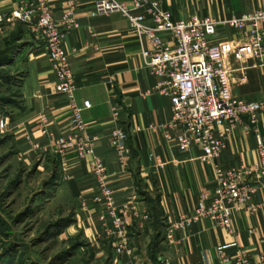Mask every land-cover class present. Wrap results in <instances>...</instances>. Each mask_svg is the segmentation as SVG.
Here are the masks:
<instances>
[{
  "label": "crops",
  "instance_id": "crops-1",
  "mask_svg": "<svg viewBox=\"0 0 264 264\" xmlns=\"http://www.w3.org/2000/svg\"><path fill=\"white\" fill-rule=\"evenodd\" d=\"M119 1L131 5L133 0ZM49 2L56 19H61L69 2L75 4L78 26L66 35L64 42L74 73L72 96L80 106L90 102L91 108L84 111L83 118L90 135L97 139L96 154L106 165L115 203L117 206L130 203L132 214L128 226L131 253L119 254L112 239L98 240L104 224L100 218L103 208L93 203L97 182L91 174V158L80 160L75 152L60 156L53 140L40 132L38 118L45 114L50 132L56 136L69 134L71 111L69 97L56 92L57 79L45 44L29 33L22 50L25 68L22 97L15 105L17 110L12 109L7 133L26 166L50 157L58 159L62 178L78 206L74 222L63 231L65 239L80 238L91 249L93 258L110 264H136L140 255L137 244L155 233L162 239L160 260L165 264H219L222 256L232 259L241 251L249 254L253 264H264V196L261 194L254 197L250 206L233 214V232L205 219L175 231L173 241L166 239L169 227L182 215L192 216L203 196L213 194L217 186L215 171L201 161V148L184 152L175 142L166 140L167 134L173 137L179 134L167 128L172 117V101L155 90L158 79L143 59V51L151 47L130 33L128 20L121 14L94 17V0ZM162 3L175 21L198 15L220 22L264 9V0H162ZM16 7L14 0H0L3 10ZM17 26L27 30L22 24ZM15 27L3 29L15 30ZM26 30L24 33L29 31ZM241 38L240 31L220 27L212 41L232 50ZM226 66L234 98L264 101V68L257 67L250 56L236 60L233 53L227 58ZM116 107L118 121L113 117ZM116 127L128 135L131 157L127 165L119 161L110 145ZM256 127L264 139V113L259 115ZM30 140L38 143L42 151L34 152ZM256 149L254 136L240 126L229 137L217 164L223 169L253 164ZM108 225L111 227L110 220Z\"/></svg>",
  "mask_w": 264,
  "mask_h": 264
},
{
  "label": "built area",
  "instance_id": "built-area-1",
  "mask_svg": "<svg viewBox=\"0 0 264 264\" xmlns=\"http://www.w3.org/2000/svg\"><path fill=\"white\" fill-rule=\"evenodd\" d=\"M14 1L17 2L16 8H0V29L22 24L43 42L56 75V92L69 97V134L56 136L50 132L45 114L38 118L40 132L53 140L60 156L75 152L80 160L91 158V174L97 182L93 203L103 208L100 217L103 230L97 238L112 239L119 254L131 253L128 238L131 204L117 206L115 203L106 165L96 154L97 139L90 135L89 125L83 118L84 111H89L91 104L85 102L80 106L72 96L74 73L64 42L66 35L78 26L75 4L69 2L61 19H56L49 0ZM109 14L124 16L129 22L130 33L151 47L143 51L144 63L158 79L155 90L172 101V117L167 128L179 131L176 137L167 134L166 140L175 142L184 152L201 148V161L212 166L216 174L217 186L213 194L203 196L192 216L182 215L169 227L166 239L173 241L175 231L205 219L233 232V214L250 206L255 196H264V139L256 127L259 115L264 113V101L234 98L226 60L232 53L236 60L250 56L257 67L264 68V9L220 22L198 15L175 21L163 8L162 0H133L131 5L119 0H94V17ZM220 27H230L242 33L239 44L232 49L234 52L212 41ZM166 34L169 39H165ZM113 117L118 121L117 107L113 109ZM240 126L256 140V161L223 169L217 159L229 137ZM8 127L9 119L0 117V132H7ZM29 143L34 152L42 151L38 143L32 140ZM110 145L119 161L127 165L131 151L128 135L122 128L116 127L112 131ZM85 207L83 205L82 209ZM145 220L149 217L145 216ZM219 264L253 263L249 254L241 251L232 259L222 256Z\"/></svg>",
  "mask_w": 264,
  "mask_h": 264
},
{
  "label": "rangeland",
  "instance_id": "rangeland-1",
  "mask_svg": "<svg viewBox=\"0 0 264 264\" xmlns=\"http://www.w3.org/2000/svg\"><path fill=\"white\" fill-rule=\"evenodd\" d=\"M24 30L0 29V117H7L9 123L22 97V50L31 34ZM14 143L7 132H0V264H106L93 258L80 238L67 240L63 235L78 206L58 159L26 166ZM161 242L157 233L139 242L136 264H165L159 259Z\"/></svg>",
  "mask_w": 264,
  "mask_h": 264
},
{
  "label": "trees",
  "instance_id": "trees-1",
  "mask_svg": "<svg viewBox=\"0 0 264 264\" xmlns=\"http://www.w3.org/2000/svg\"><path fill=\"white\" fill-rule=\"evenodd\" d=\"M73 222H74V221H72L71 223H73ZM71 223H70V224H71ZM65 228H66V227H65ZM65 228H64V229H65ZM64 229H63L62 231H64ZM160 237H161V236H160ZM159 259H160V258H159ZM2 260H3V259H2ZM106 264H110V263H109V262H106Z\"/></svg>",
  "mask_w": 264,
  "mask_h": 264
}]
</instances>
